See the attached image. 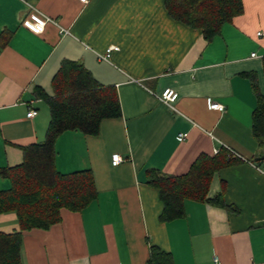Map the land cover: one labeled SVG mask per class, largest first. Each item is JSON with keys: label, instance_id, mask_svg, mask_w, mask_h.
<instances>
[{"label": "crops", "instance_id": "0c3cea01", "mask_svg": "<svg viewBox=\"0 0 264 264\" xmlns=\"http://www.w3.org/2000/svg\"><path fill=\"white\" fill-rule=\"evenodd\" d=\"M242 1L243 13L207 40L166 0H0V32L13 33L0 49V191L11 186L1 170L45 140L50 109L36 91L53 93L64 60L114 86L122 107L98 135L57 138V170H92L99 195L79 212L63 209L49 229L25 231L24 264H148L153 246L174 264H264V142L252 134L255 88L264 95V0ZM32 7L51 18L44 32L30 27ZM167 88L179 94L174 108L158 97ZM221 148L239 156L213 176L212 201L185 199L184 217L162 221L149 172L182 175ZM20 230L15 212L0 214V232Z\"/></svg>", "mask_w": 264, "mask_h": 264}, {"label": "trees", "instance_id": "16d2710c", "mask_svg": "<svg viewBox=\"0 0 264 264\" xmlns=\"http://www.w3.org/2000/svg\"><path fill=\"white\" fill-rule=\"evenodd\" d=\"M166 7L175 20L202 29L207 40L219 35L226 23L244 11L242 0H166ZM12 35L9 30L0 32V49L9 44ZM255 90L257 104L252 114V134L262 144L264 95ZM52 92L49 94L43 88L36 91L50 109L45 140L25 149L22 164L1 170L11 186L0 191V214L15 212L21 230L0 232V264H24L25 231L49 229L62 221L63 209L79 212L99 195L92 170L71 173L57 170L55 144L67 131L98 135L104 119L121 117L118 91L114 86L100 84L81 62L66 59L53 77ZM229 155L225 148L214 156L201 154L182 175L149 172L148 183L158 189L164 205L160 219L171 221L184 217L185 199L211 202L207 195L213 176L231 162ZM148 264L174 262L170 253L153 246Z\"/></svg>", "mask_w": 264, "mask_h": 264}, {"label": "built area", "instance_id": "2783aa9c", "mask_svg": "<svg viewBox=\"0 0 264 264\" xmlns=\"http://www.w3.org/2000/svg\"><path fill=\"white\" fill-rule=\"evenodd\" d=\"M82 1H86V0H82ZM29 18H30V27L32 28V30L38 33L44 32L47 23L51 21V18L49 16L41 13L34 7H32V11L29 13ZM114 49H119V48L117 46H113L109 48L108 50L109 52L106 55H101V58L107 59L110 56V51ZM178 96H179L178 92H176L174 89H171V88L165 89L160 95H158L159 99L163 101L165 104H167L168 106H170L171 108H174L173 103L177 100ZM211 107L219 108V109L224 108V106L218 102H211ZM37 114H38V110L35 108H31L28 111L27 116L31 118V117L36 116ZM178 138L180 141H182L186 138V134L181 133L179 134ZM230 154L234 156H239V154L233 150H230ZM122 160L123 159L119 154L113 155L114 165L119 164Z\"/></svg>", "mask_w": 264, "mask_h": 264}]
</instances>
